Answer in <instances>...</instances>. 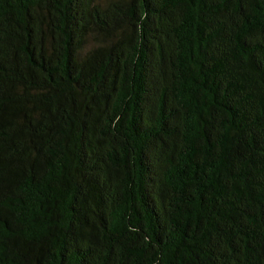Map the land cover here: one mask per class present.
Masks as SVG:
<instances>
[{
  "label": "trees",
  "instance_id": "1",
  "mask_svg": "<svg viewBox=\"0 0 264 264\" xmlns=\"http://www.w3.org/2000/svg\"><path fill=\"white\" fill-rule=\"evenodd\" d=\"M0 264H264V0H0Z\"/></svg>",
  "mask_w": 264,
  "mask_h": 264
}]
</instances>
